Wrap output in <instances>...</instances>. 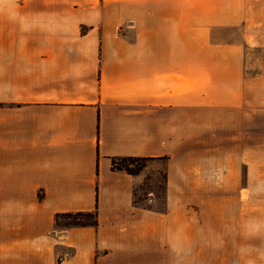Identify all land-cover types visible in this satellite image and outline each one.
I'll list each match as a JSON object with an SVG mask.
<instances>
[{
    "label": "crops",
    "instance_id": "crops-1",
    "mask_svg": "<svg viewBox=\"0 0 264 264\" xmlns=\"http://www.w3.org/2000/svg\"><path fill=\"white\" fill-rule=\"evenodd\" d=\"M239 10L0 0V264H264V170L170 164L156 212L134 202L146 174L113 168L171 155L186 111L243 106V44L216 39ZM93 210L96 227L56 224Z\"/></svg>",
    "mask_w": 264,
    "mask_h": 264
},
{
    "label": "rangeland",
    "instance_id": "rangeland-1",
    "mask_svg": "<svg viewBox=\"0 0 264 264\" xmlns=\"http://www.w3.org/2000/svg\"><path fill=\"white\" fill-rule=\"evenodd\" d=\"M223 1L248 14L243 25L216 33L218 41L243 44L246 101L226 111H186L184 136L179 135L172 154L146 162V179L134 196L138 206L166 212L170 164L176 170H264V0ZM66 36L79 40L78 34Z\"/></svg>",
    "mask_w": 264,
    "mask_h": 264
},
{
    "label": "trees",
    "instance_id": "trees-1",
    "mask_svg": "<svg viewBox=\"0 0 264 264\" xmlns=\"http://www.w3.org/2000/svg\"><path fill=\"white\" fill-rule=\"evenodd\" d=\"M151 158L139 156H126L113 159V168L126 171L129 174H139L146 167V162ZM63 218L71 220L69 223H61ZM56 224L59 227L98 226V211L64 212L56 215Z\"/></svg>",
    "mask_w": 264,
    "mask_h": 264
}]
</instances>
